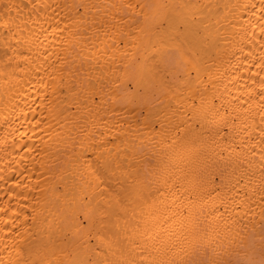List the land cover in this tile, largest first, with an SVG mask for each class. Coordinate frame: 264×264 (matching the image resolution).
Segmentation results:
<instances>
[{
  "label": "bare ground",
  "instance_id": "1",
  "mask_svg": "<svg viewBox=\"0 0 264 264\" xmlns=\"http://www.w3.org/2000/svg\"><path fill=\"white\" fill-rule=\"evenodd\" d=\"M0 264H264V0H0Z\"/></svg>",
  "mask_w": 264,
  "mask_h": 264
}]
</instances>
